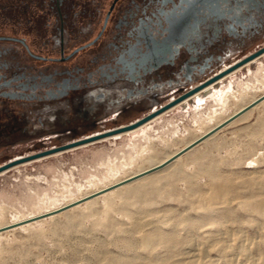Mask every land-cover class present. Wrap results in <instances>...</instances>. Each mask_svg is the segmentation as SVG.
I'll return each instance as SVG.
<instances>
[{
    "label": "rangeland",
    "instance_id": "374dc122",
    "mask_svg": "<svg viewBox=\"0 0 264 264\" xmlns=\"http://www.w3.org/2000/svg\"><path fill=\"white\" fill-rule=\"evenodd\" d=\"M74 10L80 13L83 22L92 19L95 13L94 7L86 2ZM67 12L70 13L69 10ZM104 47L105 43L102 42L100 48ZM263 48L264 40L255 43L195 86ZM77 59L76 56L64 65L75 67ZM46 65L41 63L38 67L43 69ZM49 70L53 71L54 68ZM219 80H222L219 87L211 95L203 96L200 105L195 106L190 102L183 107L180 103L136 132H125L118 134L119 137L115 135L31 160L0 173V264H102L111 257H127L132 251L124 247L120 238L131 235L135 221L141 225L134 235L142 237L150 234L153 228L165 230L169 225L182 221L181 218H208L204 197L215 195L208 170L218 178L228 179L234 190L220 195L222 202H231L233 205L223 203L217 210L230 208L241 214L243 211L239 203L243 197L259 195L247 183L264 175V54ZM191 88L170 97L160 106L177 100ZM244 96L245 101L242 100ZM254 98L255 101L235 113L243 107L242 104ZM159 107L106 120L95 131L64 142L38 139L9 150L2 149L0 168L20 158L130 125ZM246 113L245 118L243 116ZM216 120L218 123L223 122L215 126ZM211 126H215L213 130L203 135ZM197 137L198 141L194 142L196 145L185 147ZM206 139L208 142L204 143ZM148 143H152V148ZM144 147L149 149L145 150ZM179 149H182L178 153L180 159L171 169L160 175L155 173L143 180L133 181L130 185L125 184L121 192L110 199L103 197L126 182L114 184L115 180L148 168L151 163L143 160L152 153H159L156 154V161H159ZM175 171L178 176L174 175V178ZM219 183L223 185V181ZM103 186L111 190L106 193L94 192L84 197ZM138 187H144L149 193L139 196L134 191ZM169 190H172L171 195H168ZM95 198H98L95 204H87ZM147 200L149 204L144 203ZM68 202L71 203L56 209ZM146 204L150 206L151 212L146 213L144 210ZM168 210L174 211L170 220L166 217ZM125 211L133 213V217L126 216ZM38 213L39 220H34ZM32 214L36 217H31ZM20 218L28 219L17 222Z\"/></svg>",
    "mask_w": 264,
    "mask_h": 264
},
{
    "label": "flooded vegetation",
    "instance_id": "af4514ba",
    "mask_svg": "<svg viewBox=\"0 0 264 264\" xmlns=\"http://www.w3.org/2000/svg\"><path fill=\"white\" fill-rule=\"evenodd\" d=\"M261 40L264 0H0V150L152 110Z\"/></svg>",
    "mask_w": 264,
    "mask_h": 264
},
{
    "label": "bare ground",
    "instance_id": "6f19581e",
    "mask_svg": "<svg viewBox=\"0 0 264 264\" xmlns=\"http://www.w3.org/2000/svg\"><path fill=\"white\" fill-rule=\"evenodd\" d=\"M220 82H222V80H218L204 87L201 91L191 95L186 100L181 102L182 103L181 106L186 107L190 102H193L195 106L200 105L203 102V96L211 95L214 89L219 87ZM260 83L262 82L260 81ZM242 94H240V96L245 95ZM236 98L237 97H235V99ZM244 99L245 96L244 98H242V100ZM255 100L256 98H254L248 103L246 102L247 104L244 103L245 105L242 104L243 107H241L235 113L237 114L238 112H240L242 108L246 107V105L248 106V104L252 103ZM246 115L247 113L243 117L246 118ZM218 117L217 118L215 117V119H218ZM241 120H244V118L243 119L241 118ZM223 121L219 123L217 121L215 126L220 125ZM152 122L153 121L151 120V122L149 121L147 123H144L140 127L128 131L127 133H132V132H136L137 130L143 129ZM203 124L204 123H202L201 125ZM215 126L213 127L211 126L212 128H210L209 130H207L205 133L202 134L204 135L207 134V132L212 131ZM115 137H119V135ZM198 139L199 137L195 138L193 141L187 143L185 147H190L192 144H194V142L198 141ZM207 139L204 143L208 142ZM148 144L150 146V144L152 143H148ZM167 144L168 143H166V145ZM168 145L170 146V144ZM148 147L146 148L149 149ZM182 149H179L178 151L166 156V159L159 161H156L157 160L156 154L159 153L155 150L156 154L153 155L152 153V155H150L149 157L147 156L148 158L143 160V162L147 161V163L148 162L151 163L150 166H148V168L141 169L140 171L135 172L133 174L130 173L127 177L121 179L119 178L118 180H115V182H113L114 184H119L122 183L124 180L126 181L123 182L121 185L115 187L117 189L114 188L115 190H111L108 189V186L105 187L103 186L102 188H99L93 192L91 191L90 193L85 194L84 197L90 196L94 192L106 193L111 190V192H108L103 196L106 197L107 199H110L112 195L121 192L120 189H122L126 185H130L131 182L134 183L133 181L137 182L143 180L149 175L155 173L157 174L159 173L158 175H160V173L171 169L172 165L178 162V160L180 159L178 158L180 156L178 155V153ZM140 153L142 152L140 151ZM176 158L178 159L176 160ZM168 163H170L169 166ZM208 173L212 181V185L214 186L213 192H215V195L206 198L204 197L208 206L207 219H204L203 217L198 219L191 217L185 219L181 218L183 219L182 221L176 222V224L169 225L168 228H165V230H158L153 228L152 231H150L151 232L150 234L144 235L142 237H136L134 235L138 233V229L141 225L140 222L135 221L134 224L132 225L133 229L131 231L132 232L131 235H129L126 238L123 237L120 238V241L123 243L124 247L129 249V251H132L131 254H129V256L124 258L111 257L110 259H106V261H104V263L102 264H264V175L255 177L253 178V180L247 183L248 187L249 188L253 187L254 190H257L259 192L258 193L259 195L256 196L252 194L251 196L243 197V199L239 203V208L243 212L241 214H237V211L233 212V209L230 208H228L227 210L226 209L223 210L218 209L219 211L217 210V208L223 205V203L226 205L231 204V202H226V201L222 202L221 200L223 198L220 197V195H222L223 193L229 194L234 190H233V186L230 185L228 179L218 178L215 175V173L209 172V170ZM174 175L178 176V173L176 171L174 172L173 177L175 178ZM221 181H223V185L219 183ZM247 184L245 186H247ZM134 191L139 196H145L146 194L149 193L147 190H145L144 187L135 188ZM171 192L172 190H169L168 195H171ZM217 193L219 195H217ZM96 199L98 198L88 201L87 204L88 205L95 204ZM146 202L148 203L149 201L147 200L144 203ZM70 203L71 202L65 203L62 206L57 207L56 209L61 207L63 208V206H66ZM148 204H146L144 208L146 213L147 211L151 212L150 206ZM168 211L169 212L166 217L170 220L171 217L173 216L174 211L172 210H168ZM125 213L126 216L133 217V213H129L128 211H125ZM153 213L156 214L157 212H153ZM34 215L32 214L31 217H36L40 214L38 213L36 216ZM27 219L28 218H20L19 220H17V222L25 221ZM130 219L132 218L130 217ZM135 240L137 241V243L135 242ZM138 241H140L139 244Z\"/></svg>",
    "mask_w": 264,
    "mask_h": 264
},
{
    "label": "water",
    "instance_id": "95a60500",
    "mask_svg": "<svg viewBox=\"0 0 264 264\" xmlns=\"http://www.w3.org/2000/svg\"><path fill=\"white\" fill-rule=\"evenodd\" d=\"M263 54H264V48L259 50L255 54L247 57L246 59L240 61L236 65H234V66L224 70L223 72L215 75L214 77H211L210 79H207L205 82H203L199 86L192 87L186 94H184L183 96L179 97L177 100L169 102L166 105L160 106L158 110L153 111L152 113H150L146 117L136 121L135 123H132V124L127 125V126H122V127L117 128L115 130L107 131V132H104V133H97V134L85 137V138L77 140V141H73V142L68 143L66 145H63L61 147H58V148H55V149H51L49 151H46V152H43V153H40V154H37V155H33V156L17 159L15 161H13V162L1 167L0 168V173L5 172L6 170H8L11 167L16 166L18 164L26 163V162H29L31 160L39 159V158H42V157H45V156H49V155H52V154L66 152L68 150H71V149H74V148H78L80 146H84V145H87V144L102 140L104 138L112 137V136H115V135H118V134H123L125 132H128V131H131L133 129H136L137 127H140L144 123H147V122L153 120L154 118L158 117L160 114L166 112L167 110L177 106L178 104H180L181 102L186 100L191 95L201 91L204 87L210 85L211 83H214V82L218 81L220 78L224 77L225 75H227V74H229V73H231V72H233V71L245 66L246 64L256 60L257 58H259ZM38 218H40V217H37L34 220H37Z\"/></svg>",
    "mask_w": 264,
    "mask_h": 264
}]
</instances>
